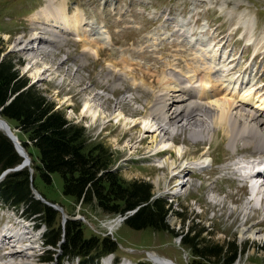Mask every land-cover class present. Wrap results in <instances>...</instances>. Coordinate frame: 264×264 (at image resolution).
I'll return each instance as SVG.
<instances>
[{
  "label": "rangeland",
  "instance_id": "obj_1",
  "mask_svg": "<svg viewBox=\"0 0 264 264\" xmlns=\"http://www.w3.org/2000/svg\"><path fill=\"white\" fill-rule=\"evenodd\" d=\"M49 3L62 7L67 18L79 16V28L89 39L52 45L50 52L38 51L36 59L27 51H15L12 46L16 38L22 36L25 40L31 35L29 17ZM202 28H206L204 33L199 32ZM96 30L105 34L102 38L108 36L109 42L104 38L105 43L99 39L95 42L93 39L100 36ZM0 38L5 42L6 54L21 61L18 68L21 76L29 79V86L34 85L69 121L87 129L90 142L110 149L115 155V169L126 181L152 183L155 196L173 202L169 225L175 233H187L193 227L206 229L202 239L238 250L234 264H264V241L240 237L244 227L264 233V201L261 205L255 203L252 184L242 178L236 165L243 159H260V154L241 145L234 151L222 132L209 135L205 142H194L190 133L183 131H175L176 145L161 153L163 149L157 147L161 136L154 140V135H147L140 125L133 127L132 122L141 121L152 110L163 88L171 86L176 91L180 88L178 79L194 82L209 67L216 71L210 79L228 95L212 96L213 100L232 102L229 97L235 93L253 96L260 105L264 101V0H0ZM207 40L219 43L205 49L216 62L202 56L201 46L194 45ZM84 42H88L86 48H99L97 59L91 52H83ZM239 90L242 94L236 93ZM97 94L103 100L96 103L101 111L94 119L83 110L87 101L100 98ZM129 96L134 100H125ZM119 112L128 120L118 118ZM217 127L225 130L228 126L223 122ZM207 145L212 146L210 150ZM206 152L213 159L208 167L193 170L184 180L175 178L174 161L175 167L191 166L207 157ZM182 181L187 184L173 195ZM36 186L47 200L64 208L68 219L81 221L86 238L111 237L118 244L114 254L97 253L106 259L116 257L121 264H154L150 259L154 254L177 264H192L194 260L182 247L179 236L135 231L99 211L76 206L63 194L59 174L53 175L51 184L37 178ZM246 203L256 207L247 213ZM59 221L61 246L65 237L61 212ZM46 249L57 261L45 263L46 254L40 264H63L60 248ZM64 264L95 263L71 259Z\"/></svg>",
  "mask_w": 264,
  "mask_h": 264
},
{
  "label": "trees",
  "instance_id": "obj_2",
  "mask_svg": "<svg viewBox=\"0 0 264 264\" xmlns=\"http://www.w3.org/2000/svg\"><path fill=\"white\" fill-rule=\"evenodd\" d=\"M6 52L5 42L0 38V117L19 131L16 134L33 160V184L37 190V178L51 184L53 175L59 174L64 183L63 194L73 199L76 206L99 211L112 219L128 216L124 224L135 231L179 236L182 247L194 258L192 264L236 262L238 250L234 246L211 244L202 239L206 229L198 231L193 227L190 232L175 233L169 225V217L174 213L173 202L156 197L152 183L126 181L115 170L114 153L102 143L90 142L87 129L70 122L34 85L29 86V79L21 76L18 68L21 61ZM22 162L13 142L0 131V176ZM0 197L15 205L28 204V215L39 214L48 228L47 244L58 246L62 239V227L58 226L60 213L35 198L29 168L6 176L0 184ZM64 227L61 263L88 259L99 264L102 255L98 252L109 254L118 249L111 237L86 238L79 220L71 218ZM93 254L96 255L93 257ZM54 258V255L48 256V260L55 261Z\"/></svg>",
  "mask_w": 264,
  "mask_h": 264
},
{
  "label": "bare ground",
  "instance_id": "obj_3",
  "mask_svg": "<svg viewBox=\"0 0 264 264\" xmlns=\"http://www.w3.org/2000/svg\"><path fill=\"white\" fill-rule=\"evenodd\" d=\"M54 4H47L29 17L28 21L33 25L31 35L25 40L22 36L17 37L12 46L15 51H27L29 53L28 56L36 59L35 56L37 57V55L35 54L38 51L50 52L52 45L56 47L63 46L70 39L83 42L85 38L89 37L79 28L81 19L79 16L67 18L65 16L66 11L62 7H55ZM36 27L40 28V30H37ZM202 29L199 30L200 33L206 31V28ZM96 31L99 32L98 35L100 36L93 40L95 42L102 41L104 38L102 36H105V34L100 32V30ZM95 33L94 31V35ZM104 39L106 43L109 42L108 36ZM103 42L105 43L104 40ZM85 43L88 42H84L83 52H91L97 59L99 57V48H86L87 45ZM218 44V41L209 43L208 40L194 43L195 46L200 45L202 47H199L203 54L202 56L213 62L216 61L211 59L205 49L210 46L215 47ZM84 63L85 61L83 60L81 64L83 65ZM212 70V67H209L210 72H205L204 76L194 82L178 79L180 88L176 91H173L171 86L163 88L155 98L152 110L142 117L141 121L139 120L140 122L132 119L133 127L140 125L147 135H154V140L157 136H161L160 143L157 146L160 151L163 149L161 153L170 151L176 145L175 131L189 132V136L194 142H205L209 135L214 136L218 132H222L228 137L229 147L234 151H237L238 145L243 148L252 147L256 153L260 154V159L247 162L242 160L240 163L236 162V165L238 166V172L244 178L246 177V180L251 181V190L255 203L261 205L264 201V101L257 105L256 99L254 100L255 97L253 98L250 95H241L240 97L239 94L235 93H232L231 96L229 95L230 100L233 99L232 102L219 99L213 100L212 96L215 98V96L222 94L226 98L228 95H225L224 91H221L220 87H218V84L210 79L212 75H216V71L213 72ZM42 79L40 78L39 80ZM104 81V83L107 82L106 79ZM113 90H115L114 85ZM237 92L241 93V90ZM97 95L100 98L97 97L96 100L87 101L83 110V112L92 115L94 119L101 111L99 109L100 106L96 103H101L103 100L101 94ZM238 97H240V100L237 101ZM126 99L127 101L134 100L131 96L126 97ZM137 99L138 97L135 98V101ZM117 117L125 118L124 114L120 112ZM125 119L128 120L127 118ZM223 122L228 126L225 130L217 127L218 123L222 124ZM206 147L210 150L212 146L209 147L207 145ZM179 153L181 154L182 152ZM210 156L203 157L200 162H192L189 164L191 166H183L182 168L175 167L174 161L172 166L174 167L175 178L184 180L187 176H190L193 170L204 169L208 164L210 165L211 161L213 162ZM156 184L157 186L159 185V179ZM185 184L187 183L182 181L176 185L172 194L178 195V190L183 188ZM254 207L256 206L246 203L244 211L248 213ZM23 214L24 208L18 210L16 207L0 205V223L4 222L3 225H0V264H40V259L45 254L46 247L43 241L45 229L43 227L37 229L36 223L32 219L26 220ZM111 229H113V226ZM240 237L242 240L264 241V233L257 228L244 227L240 231ZM150 259L155 264L172 263L169 259H162L154 254L150 255ZM172 264H175V262L173 261Z\"/></svg>",
  "mask_w": 264,
  "mask_h": 264
},
{
  "label": "water",
  "instance_id": "obj_4",
  "mask_svg": "<svg viewBox=\"0 0 264 264\" xmlns=\"http://www.w3.org/2000/svg\"><path fill=\"white\" fill-rule=\"evenodd\" d=\"M0 130L3 131L4 134L13 142V144L15 146V149L17 150V152L19 153V155L23 158L22 164L20 166H18L17 168L11 170V171H19V170H22V169H24L26 167H29L30 168L31 163H32V160H31L30 155L27 153V151L25 150V148L22 146V144L19 141L17 135L11 129V127L7 123V121H5L4 119H2L1 117H0ZM30 172L33 175V170L31 168H30ZM33 181L34 180H33V176H32L31 177V188L33 190V194L35 195V198L37 200L43 202L45 205H47V206L55 209L56 211L61 212L62 215H63V221H64V223H66L67 220H68V217L65 214L64 209L60 205L51 203V202L47 201L45 198H43V196L34 188ZM125 219H122V221H124Z\"/></svg>",
  "mask_w": 264,
  "mask_h": 264
}]
</instances>
